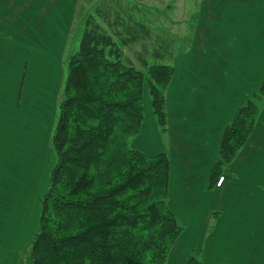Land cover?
<instances>
[{
    "label": "trees",
    "instance_id": "trees-1",
    "mask_svg": "<svg viewBox=\"0 0 264 264\" xmlns=\"http://www.w3.org/2000/svg\"><path fill=\"white\" fill-rule=\"evenodd\" d=\"M96 12L111 32L88 15L68 56L51 135L55 164L29 264H166L183 229L167 204L169 156L131 148L127 140L141 129L145 92L166 129L165 93L175 69L156 49L153 61L142 60L145 72L135 67L122 47L149 38L148 27L122 9ZM251 96L221 130L208 188L249 141L264 79ZM183 264L202 263L190 254Z\"/></svg>",
    "mask_w": 264,
    "mask_h": 264
},
{
    "label": "rangeland",
    "instance_id": "rangeland-1",
    "mask_svg": "<svg viewBox=\"0 0 264 264\" xmlns=\"http://www.w3.org/2000/svg\"><path fill=\"white\" fill-rule=\"evenodd\" d=\"M259 1L257 8L251 9V13L255 10L258 15L256 49L243 58L237 52L243 36L235 31L236 15H218L216 11L219 7L235 12L237 4L231 1L226 7L215 0H79L69 30L62 21L63 15H44L42 21L47 24L36 29L35 34L41 36L44 44L41 41L32 46L27 55L19 54L21 57L18 54L8 57L6 48L0 50V218L4 215L9 219L5 220L4 226L0 225V264H29L30 245L38 231L42 198L49 187L55 164L51 135L62 99L67 60L77 49L85 18L91 15L104 30L111 32L96 10L111 9L122 15V9L136 21L144 23L149 29V38L123 46L124 58L145 72L143 59L153 61L151 53L155 49L164 54L162 62L175 69L165 93L166 114L181 107L176 110L186 118L183 120L194 125L191 119H187L190 118L187 115L189 109L204 107L207 122L198 127L194 125V134L208 128L212 135L213 130L230 121L237 107L252 98V93L264 79V18L259 16L264 5ZM67 8V5H54L51 9L56 14ZM113 16L109 17L110 20ZM201 27L205 28L208 38L203 45L195 38ZM47 31L55 36L48 42L42 36ZM49 42L52 45L49 46ZM197 61L202 62L195 68L194 62ZM207 61L210 64L205 67ZM232 62L235 64L228 66ZM212 63H217L215 69L224 73L225 83H216L208 76L200 77L202 71L214 70ZM143 99L142 130L128 137V146H147L150 151H164L172 157L175 150L171 153L169 148L167 124L162 130L152 113L146 92ZM258 103L259 116L264 117V100ZM146 127L152 129L149 137ZM261 163L264 167V157ZM253 164L255 160L249 169L239 172V168L229 172L223 167L226 180L219 190L232 202L227 204L238 208L235 220L264 223V168L259 172L253 169ZM205 188H208L207 184ZM189 223L196 229L195 222ZM182 225L183 237L184 233L193 232L188 223L182 222ZM190 238H183L186 241L184 247L174 244L166 264H180V255H196V250L202 249L199 242H192Z\"/></svg>",
    "mask_w": 264,
    "mask_h": 264
},
{
    "label": "crops",
    "instance_id": "crops-1",
    "mask_svg": "<svg viewBox=\"0 0 264 264\" xmlns=\"http://www.w3.org/2000/svg\"><path fill=\"white\" fill-rule=\"evenodd\" d=\"M215 1L226 7L230 5L228 3L231 1L237 4L235 12L231 13V10L228 9L221 10L219 7L216 11L218 15H236L238 24L235 26V31L237 30L239 36L240 34L243 36L237 52L239 51V57L243 58L252 49H256V21L258 15L255 10L251 13V9L257 8V0ZM78 2L79 0L70 2L66 0H0V50L6 48L8 57L16 54L27 55L28 49L31 50L32 46L38 45L42 41L41 36L37 37L35 34H37L36 29H40L44 24H47V22L42 21L44 15H63L62 21L65 22L69 30ZM259 2L264 5V0ZM54 5L59 7L67 5L68 8L66 11L53 14L51 8ZM262 15H264V7H262L259 14L260 18H264ZM231 19L232 17H229V20ZM39 31L42 32V29ZM262 35H264V32H262ZM42 36L46 42L55 38L48 31ZM195 38L200 45L207 42L208 38L207 35L205 36L204 27L199 29ZM64 42L65 33L61 37L62 46ZM47 44L50 46L52 42ZM242 51L245 52L241 55ZM233 54H235L234 50ZM201 62H194L196 64L195 68L199 67ZM204 63H207L205 67L210 64L208 61ZM216 64L212 63L211 67L214 70L208 73L205 71L203 73L202 71L200 77L208 76V78L216 80V83H225L223 80L224 73L215 69ZM234 64L232 62L228 66ZM254 68L256 67L254 66ZM172 87L173 83L170 85V89ZM180 108H174L167 114L169 148L171 153L175 150L174 155L169 157L170 171L167 204L180 223L186 222L188 227L192 228L189 221H193L196 229L192 228L193 232L191 234L184 233V237L182 236L183 233H181L175 244L178 246L182 244V247H184L186 241L183 238L187 240L190 237L189 240L192 242H199L202 245V249H197L195 256L202 264H264V223L244 219L241 221L235 220L234 217L236 215L234 214L239 211L238 208L229 205L232 202L219 190L225 183L226 178L224 176L220 185H217L218 178L215 186L205 188L210 167L217 155L220 133L225 124L221 128L217 127V130H213L212 135H210L208 128L201 133L194 134V125L198 127L205 124V121L207 122L206 110L204 107L189 109L187 115L190 118L187 119H191L194 124L191 125L186 120H183L186 118L180 114L179 110H176ZM146 130L149 137L152 129L150 128L149 130L146 127ZM133 148L148 154L164 152L159 150H156L157 152L154 150L150 151L147 146ZM262 149H264V117L259 116L249 141L226 170L233 172L239 168V172L240 170L249 169L250 164L254 163L255 160V164L251 166L260 172L264 168L261 163V159L264 157ZM226 202H229V204ZM3 206L5 207L6 204L3 203ZM212 213H216V215ZM5 220L9 219L3 215L0 218L1 226L2 224L4 226ZM187 256L188 254L180 255V264L184 263Z\"/></svg>",
    "mask_w": 264,
    "mask_h": 264
},
{
    "label": "built area",
    "instance_id": "built-area-1",
    "mask_svg": "<svg viewBox=\"0 0 264 264\" xmlns=\"http://www.w3.org/2000/svg\"><path fill=\"white\" fill-rule=\"evenodd\" d=\"M222 179V177L219 179V181L217 182L218 185L222 182Z\"/></svg>",
    "mask_w": 264,
    "mask_h": 264
}]
</instances>
